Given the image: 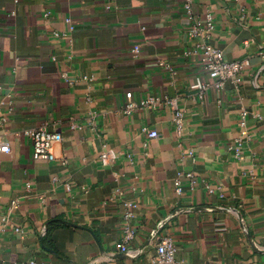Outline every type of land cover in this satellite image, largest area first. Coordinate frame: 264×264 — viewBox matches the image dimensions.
<instances>
[{
  "label": "crops",
  "instance_id": "1",
  "mask_svg": "<svg viewBox=\"0 0 264 264\" xmlns=\"http://www.w3.org/2000/svg\"><path fill=\"white\" fill-rule=\"evenodd\" d=\"M193 10L211 15L225 59L248 60L239 83L202 98L191 86L211 79L181 0H0V264H150L158 236L183 264H264V0ZM126 92L175 99L180 133L168 104L123 113ZM41 124L62 135L51 161L22 133ZM124 199L137 205L126 249Z\"/></svg>",
  "mask_w": 264,
  "mask_h": 264
},
{
  "label": "built area",
  "instance_id": "2",
  "mask_svg": "<svg viewBox=\"0 0 264 264\" xmlns=\"http://www.w3.org/2000/svg\"><path fill=\"white\" fill-rule=\"evenodd\" d=\"M17 0H14L16 2ZM182 9L189 21V30L188 34L191 38H196L195 47L199 53V58L202 62L203 68L207 73L208 77L211 79V82L196 81L191 88L198 89L199 97H203V93L209 88L222 89L226 82L230 81L233 83H239L241 80V73L248 66L247 59H236V60H227L224 58L222 50L213 46L209 42V35L212 30V21L211 15L205 13L204 17H198L193 10L194 0H181ZM13 14V12L11 13ZM65 21L70 24L68 18ZM69 29L73 30V26L70 24ZM55 35H59L55 33ZM132 53L134 56H137L139 50L137 47L132 48ZM191 52H185L184 54H193ZM262 54V53H261ZM163 64V62H158ZM169 71L173 74L174 70L166 65ZM126 103L123 108V113L130 114L135 108L141 105H160L168 104L173 110V121L176 125L177 133H180L182 129V112L176 106L175 99L167 98L166 96H148L144 100L139 102H134L131 99V92L125 93ZM244 115L245 112H242L240 125H244ZM258 118L263 123L264 129V116H258ZM3 121L6 120L5 117L1 118ZM141 131L144 132L149 138H155L158 133L154 129L148 127H142ZM24 135L30 138L32 144V158L51 161L55 158L53 147L56 143L62 140V135L59 132H52L47 129L44 124L26 128L22 132ZM241 136L235 140L237 145L242 144V136L246 137V130L241 129ZM231 148V147H230ZM0 151L8 153L10 151L9 144L7 141H0ZM238 151H235V156L238 157ZM112 155L109 151H104L100 155L101 163L106 164L110 161ZM186 177L192 179V174H185ZM175 191L181 193L182 188L178 176L174 179ZM26 189L29 190L30 184L26 183ZM209 192H213V189H209ZM17 204L16 200L10 202L11 207H15ZM123 205V214H122V240L123 245L122 249H126V244L134 237V229L132 225V219L134 216V209L136 208V203L130 200L124 199L122 201ZM1 229L4 228L5 224L9 221L7 216H2L0 218ZM16 231H19V228H15ZM14 264H45L44 261L37 262L36 260H28L25 262H17ZM150 264H183V261L177 258V248L174 240L170 236H158L155 248V255L151 259Z\"/></svg>",
  "mask_w": 264,
  "mask_h": 264
},
{
  "label": "water",
  "instance_id": "3",
  "mask_svg": "<svg viewBox=\"0 0 264 264\" xmlns=\"http://www.w3.org/2000/svg\"><path fill=\"white\" fill-rule=\"evenodd\" d=\"M164 222L165 221H162V222H160L159 224H157V226L152 230V232L150 233V235H149V238H148V241H150V240H152L154 237H155V235L157 234V232H158V230H159V228L164 224ZM147 241V242H148ZM52 253H54L55 254V252L54 251H52V250H50ZM104 254V253H103ZM58 255V254H57ZM105 256H106V254H104ZM107 257H110V258H124V257H126V255L124 254V253H120V254H116V255H112V256H107Z\"/></svg>",
  "mask_w": 264,
  "mask_h": 264
},
{
  "label": "trees",
  "instance_id": "4",
  "mask_svg": "<svg viewBox=\"0 0 264 264\" xmlns=\"http://www.w3.org/2000/svg\"><path fill=\"white\" fill-rule=\"evenodd\" d=\"M46 245H48V244L46 243Z\"/></svg>",
  "mask_w": 264,
  "mask_h": 264
}]
</instances>
